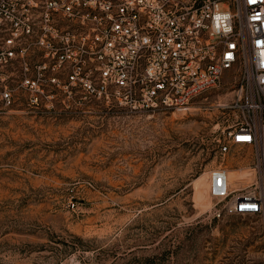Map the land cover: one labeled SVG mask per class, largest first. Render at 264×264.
I'll use <instances>...</instances> for the list:
<instances>
[{"label": "rangeland", "instance_id": "rangeland-1", "mask_svg": "<svg viewBox=\"0 0 264 264\" xmlns=\"http://www.w3.org/2000/svg\"><path fill=\"white\" fill-rule=\"evenodd\" d=\"M40 66L18 56L0 75V264H264L259 217L214 218L213 170L232 190L255 183L249 148L218 152L230 79L182 111L132 115Z\"/></svg>", "mask_w": 264, "mask_h": 264}, {"label": "built area", "instance_id": "built-area-1", "mask_svg": "<svg viewBox=\"0 0 264 264\" xmlns=\"http://www.w3.org/2000/svg\"><path fill=\"white\" fill-rule=\"evenodd\" d=\"M31 55L82 97L132 115L182 111L230 79L216 107L234 119L218 152L249 148L255 183L235 192L227 167L213 170L214 218L264 225V0H0V75Z\"/></svg>", "mask_w": 264, "mask_h": 264}, {"label": "flooded vegetation", "instance_id": "flooded-vegetation-1", "mask_svg": "<svg viewBox=\"0 0 264 264\" xmlns=\"http://www.w3.org/2000/svg\"><path fill=\"white\" fill-rule=\"evenodd\" d=\"M46 68H47V67H44V70H45V71L47 70ZM46 72H47V71H46ZM44 77H46V76H44ZM44 81L46 82L47 79L45 78Z\"/></svg>", "mask_w": 264, "mask_h": 264}, {"label": "bare ground", "instance_id": "bare-ground-1", "mask_svg": "<svg viewBox=\"0 0 264 264\" xmlns=\"http://www.w3.org/2000/svg\"><path fill=\"white\" fill-rule=\"evenodd\" d=\"M235 192H238V191H240V189H238V190H235V189H233Z\"/></svg>", "mask_w": 264, "mask_h": 264}]
</instances>
